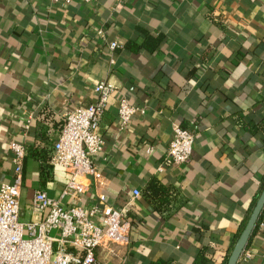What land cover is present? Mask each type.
I'll return each instance as SVG.
<instances>
[{
    "label": "crops",
    "instance_id": "1",
    "mask_svg": "<svg viewBox=\"0 0 264 264\" xmlns=\"http://www.w3.org/2000/svg\"><path fill=\"white\" fill-rule=\"evenodd\" d=\"M100 81L115 88L93 159L100 178L85 181L77 203L103 194L131 230L127 245L98 247L97 261L191 264L206 248L209 264H222L264 179V132L252 127L264 118V0H0V186L13 179L11 145H22L21 221L39 218L31 211L36 190L57 199L68 179L53 167L41 178L27 149L51 156L65 115L94 103ZM122 96L145 108L124 130ZM176 126L195 135L178 167L164 164ZM152 176L182 195L168 221L141 196ZM260 224L264 214L238 264H264Z\"/></svg>",
    "mask_w": 264,
    "mask_h": 264
},
{
    "label": "built area",
    "instance_id": "2",
    "mask_svg": "<svg viewBox=\"0 0 264 264\" xmlns=\"http://www.w3.org/2000/svg\"><path fill=\"white\" fill-rule=\"evenodd\" d=\"M72 0H49L55 5H68ZM96 4L101 0H82ZM102 35V31H97ZM119 48L111 42V52ZM113 63V60H110ZM114 86L100 81L95 86L96 101L78 106L65 115L64 125L54 142L50 164L68 174L59 198H51L43 190H36L31 199V211L39 218L20 220V194L22 163L25 149L20 144L11 145L14 175L10 183L0 186V264H100L95 250L104 242L124 246L129 243L131 224L121 210L110 206L103 194L92 205L77 202L86 190L89 177L99 179L93 159L103 150L104 140L99 134V124ZM145 108L131 104L119 97L117 114L120 130L127 129L136 115ZM195 135L179 126L174 127L164 164L186 165L190 159ZM151 148L148 152H151ZM133 197L140 196L133 190ZM69 198L71 203H63ZM76 202V203H75ZM260 227H264L260 224Z\"/></svg>",
    "mask_w": 264,
    "mask_h": 264
},
{
    "label": "trees",
    "instance_id": "3",
    "mask_svg": "<svg viewBox=\"0 0 264 264\" xmlns=\"http://www.w3.org/2000/svg\"><path fill=\"white\" fill-rule=\"evenodd\" d=\"M252 127L255 130L260 129V130H263V132H264V118L259 123H257L256 125H252ZM28 155L32 159L39 162V164H40V176H41V178L44 179L50 173L51 168H52V166L50 164V157L51 156L49 155V153L41 152L38 149L33 148V147L32 148L29 147L27 149L26 157ZM263 186H264V179L262 181L259 194H260ZM259 194L254 199L252 207L254 206ZM141 196L145 199L146 203L149 205V207H151L153 212L155 214H157L163 221H168L169 219H171L183 205V201H181L182 195L177 190V188H175L172 185L161 182L160 180H158L154 176L150 177L146 181L144 187L142 188ZM252 207H251V209H252ZM263 214H264V209H263V211L259 217V220H258V222L254 228L252 235L258 229V226H259V223L262 219ZM248 217L249 216H247V218L241 224L240 232L243 230V228L247 222ZM232 248H231V250H232ZM231 250H228V252L226 253L222 264H226ZM208 252L209 251L206 250V248H202L201 250H199L197 252L196 256L194 257L193 261L191 262V264H209L210 260L207 257ZM148 264H172V263L170 261L157 259L154 261H150Z\"/></svg>",
    "mask_w": 264,
    "mask_h": 264
},
{
    "label": "water",
    "instance_id": "4",
    "mask_svg": "<svg viewBox=\"0 0 264 264\" xmlns=\"http://www.w3.org/2000/svg\"><path fill=\"white\" fill-rule=\"evenodd\" d=\"M264 209V186L252 208V211L247 219V222L236 240L226 264H238L241 255L243 254L254 228L259 220V217Z\"/></svg>",
    "mask_w": 264,
    "mask_h": 264
}]
</instances>
